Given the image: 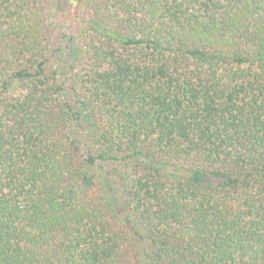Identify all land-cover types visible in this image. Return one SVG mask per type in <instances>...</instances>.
I'll use <instances>...</instances> for the list:
<instances>
[{"label": "trees", "instance_id": "16d2710c", "mask_svg": "<svg viewBox=\"0 0 264 264\" xmlns=\"http://www.w3.org/2000/svg\"><path fill=\"white\" fill-rule=\"evenodd\" d=\"M42 1L0 0V264H264V0H63L54 49Z\"/></svg>", "mask_w": 264, "mask_h": 264}, {"label": "rangeland", "instance_id": "374dc122", "mask_svg": "<svg viewBox=\"0 0 264 264\" xmlns=\"http://www.w3.org/2000/svg\"><path fill=\"white\" fill-rule=\"evenodd\" d=\"M42 1V13L45 18V27L50 37L51 48L54 49L59 45L63 32H75L80 24L72 19V16H66L63 0ZM65 13V14H64ZM71 28V29H70Z\"/></svg>", "mask_w": 264, "mask_h": 264}]
</instances>
